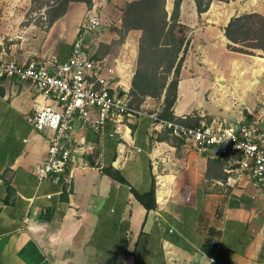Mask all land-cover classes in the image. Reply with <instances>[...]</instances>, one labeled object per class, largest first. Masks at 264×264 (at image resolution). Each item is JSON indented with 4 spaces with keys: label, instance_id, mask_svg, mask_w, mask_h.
Returning <instances> with one entry per match:
<instances>
[{
    "label": "crops",
    "instance_id": "1",
    "mask_svg": "<svg viewBox=\"0 0 264 264\" xmlns=\"http://www.w3.org/2000/svg\"><path fill=\"white\" fill-rule=\"evenodd\" d=\"M91 1L102 22L89 38L92 57L111 92H128L125 41L114 48L107 25L121 27L130 0ZM164 6L169 15L173 0ZM88 8L66 4L49 28L54 47L39 58L68 57ZM243 12L264 15V0H213L200 14L195 0L180 1L176 31L185 29L188 48L171 110L186 123L231 124L264 108L260 57L230 49L224 35ZM37 94L17 79L0 80V264H264V188L247 174H227L222 159L187 148L168 129H152L148 114L108 119L99 132L75 120L72 141L86 150L72 152L59 181H39L32 168L46 156L47 135L26 119ZM148 98L140 104L147 113L163 105V95Z\"/></svg>",
    "mask_w": 264,
    "mask_h": 264
},
{
    "label": "built area",
    "instance_id": "2",
    "mask_svg": "<svg viewBox=\"0 0 264 264\" xmlns=\"http://www.w3.org/2000/svg\"><path fill=\"white\" fill-rule=\"evenodd\" d=\"M100 24L96 9H87L70 53L62 62L50 63L38 57L20 62L0 57V80L17 79L38 90L32 110L26 115L33 128L47 135L46 156L32 168L37 179L59 181L72 152L86 150L72 141L75 120L99 132L108 119L148 114L153 119L152 129H168L187 148L222 159L227 174L231 171L247 174L255 189L264 188V129L261 127L264 108H259L250 118L231 124L213 120L191 125L176 117H163L161 103L147 113L140 105L136 107L130 102L128 92H111L109 80L102 76L88 45L91 34ZM235 180L231 174L226 176L227 182ZM63 181L68 186L70 174Z\"/></svg>",
    "mask_w": 264,
    "mask_h": 264
},
{
    "label": "rangeland",
    "instance_id": "3",
    "mask_svg": "<svg viewBox=\"0 0 264 264\" xmlns=\"http://www.w3.org/2000/svg\"><path fill=\"white\" fill-rule=\"evenodd\" d=\"M219 4L218 2H215ZM67 0H0V55L6 59H26L28 57H44L48 55L54 47L55 35H50L49 28L55 18L64 11ZM89 8H95L100 15L98 7H92V1L88 4ZM214 7V5H213ZM170 10V8H168ZM101 18V15H100ZM102 25V22H101ZM100 26V25H99ZM109 30L114 34V48L119 49L121 42L125 41L126 47V66H130L132 77L138 73L143 76H151L152 82H143L149 90L161 96L165 92V88L161 91L162 82L166 80V85L172 79L173 72L167 71L169 64L168 52L165 47L152 52L147 46L140 51L139 42L141 31L139 29H126L121 24L117 28L114 24L107 25ZM181 33H178L185 39V29L178 27ZM69 27H64L63 32L66 33ZM120 50V49H119ZM253 54L259 56L257 60L263 65L259 77L262 78L264 73V51L259 48H252ZM162 59L161 66L154 68L158 59ZM259 65V64H258ZM257 66V65H255ZM140 77V76H139ZM131 88V86H130ZM132 100L141 104L146 96L141 95L139 91L130 92ZM161 96H150V101L155 102Z\"/></svg>",
    "mask_w": 264,
    "mask_h": 264
},
{
    "label": "trees",
    "instance_id": "4",
    "mask_svg": "<svg viewBox=\"0 0 264 264\" xmlns=\"http://www.w3.org/2000/svg\"><path fill=\"white\" fill-rule=\"evenodd\" d=\"M72 0H67V3ZM89 4L91 0H78ZM165 0H130L122 7V25L126 29H139L141 31V38L139 42L140 51L144 46L154 52L159 47H165L168 52L169 64L167 67L168 73L173 72V78L170 79L166 85V80L162 82L161 91L165 88L163 93V105L161 116L172 118L176 117L171 108L176 99L177 80L180 73L182 62L185 58L188 40L181 37L176 31L179 16V4L181 0H173V8L168 15L165 6ZM213 0H195L196 10L198 14L208 9ZM228 1V0H221ZM64 11H62L63 13ZM61 13V14H62ZM60 14V15H61ZM58 15L56 18H58ZM55 18V19H56ZM224 35L230 41L227 44L232 50L253 54L252 48H259L264 51V15L258 12H243L231 16L224 27ZM162 59L154 66L155 69L161 66ZM140 76V77H139ZM152 82L151 76L134 74L131 80V93L139 91L141 95L161 96L155 94L154 91L149 90L146 84ZM129 93V92H128ZM130 95V93H129ZM131 97V95H130ZM130 102L138 107L140 104L135 103L132 98ZM184 120V118L176 117ZM110 176L119 177L112 169L105 168ZM154 191L151 190L146 194V197H152ZM144 206L149 207V204L142 196H138Z\"/></svg>",
    "mask_w": 264,
    "mask_h": 264
},
{
    "label": "clouds",
    "instance_id": "5",
    "mask_svg": "<svg viewBox=\"0 0 264 264\" xmlns=\"http://www.w3.org/2000/svg\"><path fill=\"white\" fill-rule=\"evenodd\" d=\"M35 227H36V229H39L40 228V225H36Z\"/></svg>",
    "mask_w": 264,
    "mask_h": 264
}]
</instances>
